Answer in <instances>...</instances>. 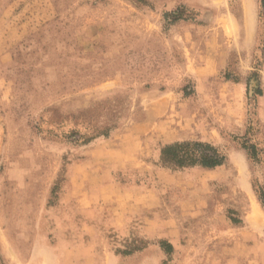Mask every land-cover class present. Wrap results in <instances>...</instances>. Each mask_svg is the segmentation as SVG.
I'll return each instance as SVG.
<instances>
[{
    "label": "rangeland",
    "instance_id": "obj_1",
    "mask_svg": "<svg viewBox=\"0 0 264 264\" xmlns=\"http://www.w3.org/2000/svg\"><path fill=\"white\" fill-rule=\"evenodd\" d=\"M260 187L262 0H0V264H264Z\"/></svg>",
    "mask_w": 264,
    "mask_h": 264
},
{
    "label": "trees",
    "instance_id": "obj_2",
    "mask_svg": "<svg viewBox=\"0 0 264 264\" xmlns=\"http://www.w3.org/2000/svg\"><path fill=\"white\" fill-rule=\"evenodd\" d=\"M264 6V0H262ZM259 95H262L261 88L256 91ZM64 121H60L58 127L63 126ZM116 127V124L110 123L102 126L93 125L86 126L83 121H78L75 127L70 130V133L74 135L73 141L87 144L97 137L108 136L110 132ZM84 128V129H82ZM66 132L64 134H67ZM243 147L248 151L249 157L257 158L259 150L255 144L243 143ZM226 154L216 145L211 142L203 140H178L171 143H167L162 146L160 151V162L163 166H167L173 169L189 168L195 166H201L204 168H215L225 163ZM259 198L262 206L264 207V187H260ZM161 245L165 246L166 250L171 251L173 246L171 243L163 240ZM143 246L135 247L125 251V253H132L141 249Z\"/></svg>",
    "mask_w": 264,
    "mask_h": 264
},
{
    "label": "crops",
    "instance_id": "obj_3",
    "mask_svg": "<svg viewBox=\"0 0 264 264\" xmlns=\"http://www.w3.org/2000/svg\"><path fill=\"white\" fill-rule=\"evenodd\" d=\"M251 10H255L254 9V4L251 3ZM251 15H254V14H251ZM253 22V25L249 26V30L247 32V42L248 43H253V45H255L256 41H257V27H258V23H256L257 25L254 24V21Z\"/></svg>",
    "mask_w": 264,
    "mask_h": 264
}]
</instances>
